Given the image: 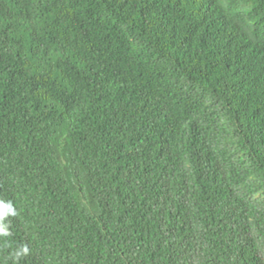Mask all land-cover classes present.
<instances>
[{
    "label": "trees",
    "instance_id": "obj_1",
    "mask_svg": "<svg viewBox=\"0 0 264 264\" xmlns=\"http://www.w3.org/2000/svg\"><path fill=\"white\" fill-rule=\"evenodd\" d=\"M0 264H264V0H0Z\"/></svg>",
    "mask_w": 264,
    "mask_h": 264
}]
</instances>
